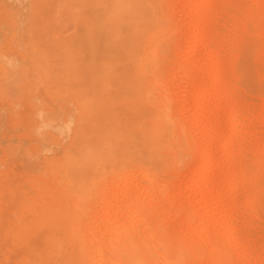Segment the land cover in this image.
Listing matches in <instances>:
<instances>
[{
    "label": "rangeland",
    "instance_id": "1",
    "mask_svg": "<svg viewBox=\"0 0 264 264\" xmlns=\"http://www.w3.org/2000/svg\"><path fill=\"white\" fill-rule=\"evenodd\" d=\"M189 1L191 0H0V82L6 79L5 82L2 81L0 84V264H32L30 261L31 259L30 252H31L32 246L42 245L43 238L46 235V232L54 230L56 228L58 229V228L63 227L65 220L69 221L71 224L81 223L82 225L80 224V227L82 228H84L83 223L86 224L88 222L87 223L88 225L92 223L91 225H89V227L87 225L85 226L87 230L90 227L91 228L97 227V224L98 225L102 224L104 226H107L106 224H108L110 221L109 214L115 211L117 207L122 204L124 195L131 193V192H137V191L141 192L144 198L147 197L148 192L152 191L154 203L158 205L157 210L154 211L156 213L150 211V212H146L145 215H143V217L144 216L145 217L142 219H145L146 221L145 223L140 222L142 224L144 223L145 225L148 224L151 227H156V224L158 226L157 222L161 221L160 223H163L164 225L162 224V226H165V227L174 226V228H177V227L182 226L184 229H186L188 226L190 227L192 224V225H195L194 228L197 227L198 229L200 227L201 229L202 223L206 225V223L209 221L208 219H210L211 216L213 215L209 213V211H212L211 209L213 208L217 213L216 212L214 213L215 214L213 215L214 219L213 220L211 219V220L214 222L217 221L216 222L217 224L215 223V225L217 226L218 225L221 226L222 224L223 228L221 227V231H224L226 229L223 232V234L228 235L226 234L229 232L228 230L230 227L228 226H231V225L229 223L228 225L227 222L226 224H224L225 221L224 220L222 221V219L225 214H222V213H224L225 210H228V206H230L232 202H234L235 205L238 204L237 207L234 206L236 208L238 207L240 208L242 206L243 208L241 207L240 209L243 211L247 208V206H244V205H248V202H247L248 197L246 196L248 195L247 194L248 192L243 193L246 191L245 188H244V191H239L240 193L237 192L236 194L235 193L233 194V192H231L230 190L228 191L227 189V192L230 193L229 194L225 192L229 183L227 182L223 183L225 184V186L221 184L223 187L216 186L218 185L216 184L218 181L217 180L218 172L222 173L223 171L224 172L223 175H227L228 171L231 170L233 166L235 167L234 168L235 170L237 168L239 169L240 167V166L238 167L239 164L237 165V163H236V166H237L236 167L235 163H230L229 160L227 159L228 157L227 153H230L227 151L228 149L229 151L231 149L228 148L227 143H226V138H227L226 130L229 129L230 127L228 126L232 124L231 118H229V115L231 112V106L234 105L233 102H235L236 100H240L238 102L241 103L240 104L241 106L237 108L239 115H241L239 116L241 119H242V114L244 116L245 109H246L245 105H247V103L248 104L251 103L254 108L251 114L249 115L248 119H245L244 121V125L247 126L246 128H244L245 131L243 129L244 135L242 136L240 135L239 137H236L235 140L237 141L234 140L235 142L232 143L230 146L235 145V143H237L235 146H232V148L239 149L241 147V150L243 151L245 150L244 152L249 157V160H251V158H254L253 157L254 154L255 155L259 154V156L264 155V34L261 31H258L259 30L258 25L260 24L261 22L260 20L261 18H263V16H261V18L254 17L256 18L257 23L256 21L253 20V16H252L253 11L255 15H258L259 12L264 10V0H232V2L230 0H225V1L222 0L223 3L225 2L224 3L225 7L221 3L220 6L222 7L216 8V9L212 8L210 9V11H208V14L210 15L207 14L208 19H209L207 22V25L208 23L209 25L208 26L206 25L205 27L208 29L209 28L214 29L220 34L223 33L222 35L225 36V39L227 41V45H226L227 48L225 50V54L228 53L229 56L230 54L231 56H233L236 52H240L241 54H243L242 58L243 57L244 58L242 59L241 64L239 65L240 71L239 70L237 71L238 68L237 69L234 68L236 67L234 66V61L228 56V54H226L227 56H225L226 59L228 60L226 61L225 59V62L228 65L227 67L231 68V69L229 68L227 72V76L231 78V80L232 78L234 79L233 83L236 81L234 83L235 87L231 89L230 86L228 85L226 88H224L223 95L220 98H216V94L218 92L217 88L212 89L209 94L202 96V93L206 89V85H207L206 82L205 83H193L189 79L190 81L187 80L185 82H182V84H179L180 79L173 78L172 76L170 77L168 82L171 83V85L173 84L174 86L173 85L171 86L172 88H171L170 93H167L168 95L166 94V91H164L163 89L162 90L164 91V94L158 93L159 89L157 88L156 89L152 88L155 91V94L151 93L153 91L152 89L151 91H149V94L151 93L150 94L151 98L149 99V102L148 100L146 101L147 105H149L150 107L154 106L152 107V109L160 112L161 108L164 107L162 105L166 104L165 106L167 110L173 116H176V118L178 119L181 117L182 118L184 117L187 121L184 118H183L184 120L180 119V121H183L184 123L187 122L189 124L191 123L190 124L192 127L191 130H193L194 128L196 130L194 133L195 135L191 131H190L191 133H187V131H185L186 135L185 136L183 135L184 136L183 140H185L184 142L181 138L183 137L182 134L184 132H182V130L184 129L175 128L174 133H173L174 135L173 141L175 143V148L172 151H170L171 153L169 152L168 154H165L164 156L162 155L159 159L145 160L146 159L145 156L142 153H140L141 151H143L141 146L140 147L138 146L136 148L133 144H131L133 146L132 149L130 148V146L128 147L126 146L125 149H119L117 148V143L114 140V135H113L114 133L112 131H113V126L115 125V120H113L114 116L112 113L114 112L115 108L121 109L122 108L121 106H123V104H124V107L127 108V105H126L127 99L125 102V98L128 95L131 99V97L134 94H136L135 93L137 90L136 88L127 87V85H124V84L121 85L122 88H119L120 87L119 83H117L118 87H116L115 81L114 80L112 81L111 78H109L110 76L108 73H107L108 75H106V76H109L107 79H106V76L100 75L101 73H98V75L95 74V76H97L96 78L95 76H90V78H92L95 82L91 79H88V80L85 79L86 80L85 82L89 83V84H86L87 87L85 86L83 82L81 83L79 82L80 77L82 79L88 75L87 72H89V68L91 67L90 66L91 64L93 66H98L97 65L98 63L94 61L93 59L96 57V54L97 55L99 54L98 57L101 56L103 58L104 56H106L105 54L107 55L109 54L107 56V59L109 60V57L111 55L116 56L117 54L120 55L121 53L123 54L124 52H127V51H128L127 54H130L129 53L130 51L132 53L131 49L133 47L131 45L134 46L133 50L137 49V46H138V49L142 51V46L145 45L148 37L149 39L151 37L154 39V36H159V37L161 36L160 38L164 37L161 39L162 41L159 40V43L161 45V51L163 52L167 50L171 54V56H174L172 57V63L175 62V59H174L175 57H177V59L183 57V59L185 58L188 61H190L193 64V66H195L194 68L198 70V69H201L204 64L201 59L202 55H206L207 57H209L208 58L209 65H210L209 67H211V70L216 68L217 65L215 64V56H214L215 54L210 49V45H209L210 43L212 44L214 43L215 38L214 37L212 38L203 37V32L205 31V28H204L203 23L198 22L200 11L196 7L197 5L194 3L196 1L193 0V7L190 10L191 12H189V8L187 7V3ZM233 2H234V6H232L233 5L232 4L231 5L232 7L230 8L229 6ZM252 5L257 6L258 9L257 7H251ZM249 6L251 8L250 10L252 9L254 10L250 11ZM255 8L261 11L257 12ZM243 10L245 12H243ZM255 12H257V14ZM260 15H263V14H260ZM20 19H21V22H20ZM216 20H217V23H216ZM235 20H239L240 22L236 21L239 24L244 23V25L242 26L240 24L241 27L238 25V23H236L235 25V26L238 25L236 28L240 29V31H237V34H235V36H239L238 40L241 44L240 49L228 43V40L231 38L229 37L231 36V33H229L231 29L230 24H232V21H234L233 24H235ZM251 21L252 23L253 22L255 23L252 24ZM228 23L230 25L229 28H228L229 25H227ZM214 24H218L216 26L217 28L214 26ZM25 25H27L26 28H25ZM259 26L261 27V25ZM223 27L226 28L225 31ZM27 28H30V29H27ZM189 30H191V34L193 36L190 34L188 37L186 36L188 39L184 38L185 36L184 34H186ZM244 34H247V37L245 36L244 38L243 36ZM27 35L30 38L27 37ZM125 35H130L131 37H133V39L131 40L132 41L131 43H129V38L131 39V37L129 36V38H126L127 36ZM141 35L143 36L141 37ZM226 35L228 36V38H226L227 37ZM106 36H108V38ZM136 36H139L141 38L139 39ZM25 37L28 39H24ZM93 37L96 39H94ZM97 37H99L101 40ZM105 37L108 40L105 39V42H103L104 41L103 38ZM191 37H192V40H195L196 47L193 50L191 57H190L188 56L187 46L191 44V41H188L189 38ZM87 38H89L90 40L89 42H87L88 40ZM91 38H93L92 42H91ZM40 39L43 41H41ZM79 39H81L80 41H83L81 42L80 47L76 46L77 43L75 44V41H74V40H78V43H79ZM98 39L100 40V42H102V44L99 43ZM125 39H128L129 45L126 43L127 40L125 41ZM136 39H139V40H136ZM184 39L186 40L184 41ZM61 40H63L62 41L63 43L60 42ZM135 40L138 42L139 41H143V42L142 43L139 42L140 45H138L136 44ZM35 41H37V43ZM38 41H39V44H38ZM49 41H50V45H49ZM54 41L56 43L57 41H59L60 43L56 44ZM157 41H158V37H157ZM51 42H54V43L51 44ZM123 42L127 44L128 46H125ZM22 43L23 45H21ZM95 43L97 44V47H95L96 46ZM103 43H105L106 45L105 48H107L108 52L106 51V49H104V51L106 52L103 51V48H102V45H104ZM134 43L136 45H134ZM84 44L87 45L88 48L84 46ZM93 44H95V46ZM112 45L115 46L117 50ZM57 46L60 49H58ZM130 46L132 48H130ZM109 47H111V49ZM127 47L129 49L126 50ZM46 48L51 49L49 54L47 53L48 50L47 51L45 50L46 54L49 56H47L44 53V49ZM73 48H76L72 51L75 52L77 56L82 51H85L86 48L89 51L87 50V52H82V54L79 55L80 57L79 56L77 57L75 55L74 57H72L70 53H71V49ZM96 48L100 50L98 51ZM95 49L98 51V52L96 51L97 53L95 52ZM59 50H61L60 53H58ZM112 50H114V52ZM119 50L121 53L119 52ZM233 50L234 51L236 50V52H234ZM111 51L112 53H110ZM115 51H117V53ZM88 52L90 53L94 52L95 56H93L94 54H90V53L88 55ZM176 52L178 53L176 54ZM65 55L66 56L69 55L68 56L69 58L71 57L70 62L75 63V66L73 63L72 64L69 63V65H72V67L74 68L77 67V63H78L77 61L78 59L80 60V58H82V61H85L83 60V58H87L89 62L91 61L92 63L91 62H90L91 64L88 63L86 67H85L84 62H82L84 63V66L78 65L82 67L81 69L79 67L77 68L78 72H81V71L84 72V70L88 69V71H86V74L83 76L84 73L82 72V74L79 73L80 74L79 75L77 74L78 72L76 73L77 69L73 71L74 68H72L73 70L72 69L71 70L74 72V74L76 73V75H74L71 72L69 76L68 71L64 69V67L66 68L68 66L66 63H68L69 61H67L66 63L64 62L65 64L63 65V67L60 65L58 61H56V63L59 64V68L61 67L63 68V70L60 68L62 71L60 70L58 72L59 68L54 69V67L55 68L58 67V64L53 63L55 62V60L53 62H51L50 60L54 57V58H58L59 61L61 62L62 59L66 57ZM178 55H180L181 57H179ZM75 57L77 58L74 60ZM227 57L230 59H228ZM49 58H50L49 60L50 62L48 61ZM104 59H106V57ZM42 60L45 62H43ZM106 60L104 61L102 60L104 64H101L100 62L99 63L101 65H106L107 64L105 63ZM80 63L81 62H79V64ZM35 64L38 66H36ZM44 64L47 66V68L44 67ZM52 64H56V65L53 66ZM39 65H41V67ZM50 65H52V67ZM37 67L41 68L40 69L41 72H39V70L36 69ZM174 67H175L174 64L173 66L171 65L172 70ZM30 68H33V69L30 70ZM105 69H108V67ZM47 70L50 72L53 71V73L51 72L50 76L49 75L46 76V73L48 72ZM94 70L92 69L90 70V72L92 73V71L94 72ZM11 71L13 72V74L15 73L14 78L13 76L11 77L12 75ZM95 71L97 72L98 69H96ZM100 71L103 72L102 69H100ZM19 72L21 73V75L19 74ZM42 72L44 73V75ZM60 72H64V74L66 72V74L67 73L68 74L67 75L65 74V77H63L61 76L62 74ZM30 74L33 75L31 78H30ZM52 74L54 75L55 78L52 77L53 76ZM16 75L18 76L20 75V76L18 77ZM72 75L74 78L72 77ZM77 75H79V77H77ZM15 77L19 79L18 82L16 81L18 79ZM34 77L35 78L39 77L38 81L39 79L42 81H39L40 83L35 82L37 78L34 80ZM50 77H52L53 80H51L52 78L50 79ZM66 77L72 78V80L75 81V83L77 81L78 83L75 84L76 86H79V87L82 86L80 92L81 94L84 92L83 96L78 94L79 92L77 93V91L80 89H77V87L75 89L70 87L72 85L70 81H68L70 83L66 84L67 83V81L65 80ZM55 79L58 81H56ZM109 79L114 83V84L111 83L112 85L110 86L111 87L110 90L113 89L112 86H114V89L116 87L115 91L119 89L117 91L119 95H124V94L125 95L122 98H119V96L117 97L119 98V102L118 100L114 99L115 97L113 98V95L111 99H109L111 94L109 96L107 94V97H109L107 99H109L110 101L112 100L111 103L108 102L109 101L108 100L106 101V104H104L105 100L101 99V103L104 104V107H106V109H107L106 105H109L108 109H110L109 111H111V115H108V112H107V115H108L107 117L111 116V118L113 119H110V117L108 118V121L110 120L111 125H108L109 127H105L107 128L106 130L107 132H105L106 134L104 135L105 137L103 138V140L102 138H100L101 139L100 141L98 137L96 138V133H95L99 129L97 125L102 127V130L101 129L99 130H101L103 133V130H105L103 129L104 128L103 121L106 123L107 119L106 118H105L106 120L100 119L98 118V116H93L95 117L93 119V117L90 116V118H92L90 120L91 123L88 122L89 120L86 123L85 121L88 118V115L92 114L90 112L92 111L91 110L92 106H90L89 108V106L87 105L92 104L93 102L91 101H93L94 99H98L96 95H99L97 91H95L96 88L94 89L90 88V85H92V82L93 84H95V87H97L96 85H100V83L102 84L100 89L98 87L97 88L99 90H102L100 95H103L108 92L107 87L108 85H110L109 82H111ZM67 80H70V79L68 78ZM53 81H56V82H53ZM11 82H12V85H11ZM14 85L15 86L17 85L18 91H17V88H14ZM88 85H89V88H88ZM54 86H58V87H54ZM63 86H65V88ZM24 87H27V88H24ZM83 87H86L87 89ZM104 87L106 88V90ZM124 87L128 88V90L127 89L125 90ZM5 89L6 90L8 89V90L6 91ZM230 89H231V92H230ZM123 90H125V93H123ZM130 90H132L133 92H131ZM232 90L235 92V94ZM104 91L106 92L104 93ZM156 91L159 95L161 94L164 95V98L162 100L160 99L163 96L159 99L160 96L156 93ZM56 92H58L59 94ZM89 92L90 93L92 92L95 95L90 96ZM117 92H114V95H118ZM232 92H233V96L230 94ZM156 94L158 95L157 96L158 99H155L157 98L155 96ZM165 95L170 97V100L172 99V102L169 101V99L166 100ZM99 97L101 98L102 96H99ZM120 99L121 100L123 99L122 100L123 103L120 102ZM114 100L116 101L115 104L118 106L114 104ZM164 100H166L164 104L158 105L159 102L163 103L161 101H164ZM167 101H169V103L171 102L170 107H167L169 105V103L168 104L166 103ZM103 104L101 105V109H100L101 114L105 113V112L103 113V108H104ZM174 104H176L175 107H174ZM110 105H114L115 108L114 106H110ZM99 107L95 109L99 110ZM177 107L178 109H175ZM219 108H221L220 118H218L215 114L217 109ZM118 109H115V111H118ZM128 110L129 109L127 108V111ZM96 112L98 113V111ZM96 112L93 111V115L96 114ZM129 113L131 116V112ZM105 114L99 115L98 113L100 117L101 116L106 117ZM180 114L181 116L179 117ZM241 119H239V122L241 121V123L243 124V119L242 120ZM92 121H94L95 123H92ZM99 122L102 123V126L100 125L101 123ZM91 124L92 126L89 127V125ZM108 124L110 123L108 122ZM122 124L123 122L120 123V127H122ZM216 126H222V128H224L223 134L221 135L219 140H217V142L215 143V145L217 146L216 148L217 152H215V154H211L205 157L198 158L200 157L199 151H201L199 149L204 147V144H202L203 142L201 143L200 141L202 140L209 141V139L212 137V133H211L212 129L215 128ZM93 127L94 128L96 127V129H93ZM89 128H92L95 132L92 129H90L92 131L91 137H90V134L88 135L90 139L88 137L84 139L85 135L83 134ZM83 129H84V132H83ZM87 131L89 132V130ZM92 133H95V135L94 134L92 135ZM98 133L100 134L99 135L97 134V136L102 137L101 132L98 131ZM81 134L83 135V137L80 136ZM194 136H196V139H198L200 144L198 143L197 140H194L195 138ZM93 137H95L98 142L96 141L95 143V141L93 140L94 139ZM102 141L106 143L105 144L103 143L104 145L103 147H101L102 149L99 148L100 150L98 151L97 145L98 143H102ZM92 142L95 143L96 145H94ZM82 143H85L83 147L81 146L83 145ZM113 144H115L114 148L116 150L113 148ZM86 145L88 146L93 145V149ZM254 146L255 148L259 147L258 150L254 149ZM85 147L87 148L88 151L85 149ZM103 148H108L107 149L108 156L106 155L104 157L102 155L104 153ZM138 148L140 149V151L134 150ZM94 149H95L94 151L95 154L96 153L99 154L98 152H100L99 155L101 158L98 157L97 155H96L97 157L95 156V154L93 153ZM89 150L92 151L91 155L95 157L96 161L94 158H92L91 155H89L90 153L88 154L89 156H87L86 151L88 153ZM110 150H112V152ZM121 150H123L124 153ZM254 150L255 152H253ZM256 151H258V153ZM79 152H82V153L80 154ZM83 153L86 155L83 156ZM133 153H136L137 155ZM245 153L244 155H246ZM119 155L120 156L122 155V157H119L120 159L117 157ZM123 155L125 158L123 157ZM132 155L138 156V159H136L137 157L134 158L135 156L132 157ZM78 156H80L81 159L78 158ZM85 156L89 157V159L91 158L92 159L90 161H87L88 159L86 160ZM110 156L112 158H110ZM139 157H141L142 159ZM116 158L118 159V161L116 160ZM259 158H261V160L264 161L263 159L264 157L263 158L259 157ZM99 160L108 161L109 165L105 166V164H103L101 168L100 167L101 165H98V164H101L99 163ZM82 161H84L85 164L84 163L83 164L86 167L90 163H94V165L96 164L95 166L93 165L94 170H95L94 172H98V170L101 169V173H104V172L105 173L99 174V175L96 173L97 176H93L94 172L92 173L90 172V174L92 175V178H89L88 170H87V177L89 178V180L87 179V182H88L87 183L85 181L86 179H84V177H86V174H85V170L83 169L84 166L82 164ZM77 164L79 165L77 166ZM229 164L231 165L229 166ZM86 167L84 168L88 169ZM93 167L92 168L89 167V169L92 170ZM81 168L84 170L83 175H82ZM254 168L258 169V167L256 166ZM68 169H70L69 172H68ZM262 169H263V172L259 173L261 172ZM72 170L78 172V173L76 172L77 175L74 177H76L79 182L76 181V179H73L74 178L73 175L76 173H74ZM145 170L155 180L153 185L146 183L145 176L141 172L143 171V173H146ZM238 171L241 172V169H239ZM157 173H159L160 175ZM254 173L257 176V178H259L258 179L259 183L261 182L260 184L261 188L264 189V174H263L264 167L259 168V170L254 171ZM55 174L56 176H54ZM58 174H60L61 176H59ZM79 174H80V177H79L80 179H78ZM205 176L210 177L208 179H211L212 177L211 180H216V183L215 181H212V183H215L216 185L214 184L213 186L212 184L213 188L212 187L210 188L211 190L209 191V195H207V197H204V195L200 193L201 188L199 187L200 185L198 186V184L205 182L204 180ZM189 178L190 179L194 178L195 183L192 184L188 182L190 181ZM74 180L76 184L74 183ZM59 181L62 183H60ZM165 181H166L165 185L167 184L168 186H164L163 190H161L160 187H158L161 185L157 183L160 182L162 184V182L164 183ZM73 183L75 185H78L80 189L76 188V186H72ZM94 183L95 185H93ZM22 185H23V188L21 187ZM61 186L62 188H65L64 189L65 193L63 190H61L62 189L60 188ZM70 186L75 188V190H73V188H67ZM57 188L61 190L60 193L62 192L61 194L64 196L63 197L60 194V196L64 198L63 199L61 197V200H60L61 202L58 200H55L57 198H55L54 200L51 199V196H50L51 194L48 195V193L53 192L52 197L54 198V194L56 195V193L58 194L57 195L58 197L59 191H57L58 190ZM81 189H84V191L86 190V192L87 190L88 192L91 191L89 193H92V196L94 198L91 197L90 199L91 195L88 194L90 195L89 198L84 200V198L88 196L84 197L83 191ZM21 190L22 192L24 191L22 193L23 196L21 193H19L21 196H18L17 191L21 192ZM72 190L73 192L74 191L76 192H74L75 194L70 195ZM43 192L46 194H44ZM202 197H204L205 200L201 199ZM234 197H237V198L233 199ZM35 198H37V200H40V201H37ZM41 198H43L44 201ZM245 198L247 201L245 200ZM33 199H35L34 201L36 202H33ZM30 201L32 202L31 204L29 203ZM53 201H56L55 203H58V204L55 205ZM239 201H241L240 202L241 205L239 204ZM43 203L44 205L45 204L47 205V206L45 205L44 211H46V209L48 208L47 211L51 210L50 212H45L46 214L43 213L44 212L43 206H41V204ZM47 203L49 204V206ZM51 203L54 204V208H51L50 206ZM180 203H182L185 206L187 205L188 207H190V209L192 208L193 210L196 209L197 211L195 210L196 212H195L194 217H191V218L189 216H187L188 218L185 217V215H188V214H186V212L184 213L183 211H179L181 212V214H179L176 208H178L177 206L181 205ZM260 203L263 204V208H264V195L261 198ZM32 204L33 206L31 208L30 205ZM62 204L63 205L67 204V208L65 207L66 205L63 206ZM85 204H86L85 207H87V210L86 208H84L85 210H83L82 208V210L89 211L88 217H87V213L85 212H84L85 213L84 217L80 216L81 213L79 212V209H78L79 207L80 208L84 207ZM68 205L70 206L73 205L72 206L73 209L72 207L68 208ZM57 206H59L58 209L56 208ZM74 206L75 207L77 206V207L75 208ZM165 206H167L169 210L165 209ZM195 206L196 207L198 206V209L195 208ZM64 208H66V210L68 209L66 213H65ZM223 208L225 209L224 211H223ZM52 209L54 211H52ZM216 209L219 211H217ZM241 210L239 211L240 213L242 212ZM34 211H35V214H34ZM167 211L168 212L171 211V212L168 213ZM206 211H208V213ZM254 211L251 212L249 208V211L248 209H246L243 215H241L242 220L240 221L239 231L237 232V234H240V235H238L237 238L241 237L242 239H244L242 241L245 243L244 245H242V247H238V246L236 247L235 250L239 252L236 251L235 253V250H234V253L236 254L234 255V257L238 255L239 257L238 256L237 257L241 261L242 258L240 259V257L244 256L246 252L245 250L251 249V251L257 254L256 257L258 258H256L254 255L255 259H253L254 261H251L250 264H264V252L262 253V251H264L263 250L264 249V210L262 213L263 217H260L261 219L257 218L258 215L256 216L254 215L258 213L257 210L255 209ZM62 212L66 216L63 215ZM78 212L80 214H78ZM90 212L91 213L93 212V213L91 214ZM30 213L32 215H30ZM56 213H58V215H55ZM198 213L200 214L198 215ZM93 214L95 215V217H97V218L94 217L98 221L97 223H95L96 220L93 221V218H92ZM206 214L209 215V217L207 216L208 217L207 220L204 221ZM218 214H220V216ZM262 214L260 215L262 216ZM50 215L52 216V218ZM89 215H91V217ZM156 215H158V217ZM68 216H70V218ZM79 216L81 217V219L83 218L82 219L83 221L82 220L80 221ZM227 216H230V215L228 214ZM245 216H246V219H244ZM32 217H34L33 219H35V221L31 220ZM75 217L77 218L75 219ZM89 217H90V220H89ZM254 217L258 219L259 221L256 220ZM184 218L189 219L190 222L189 220L186 221V219ZM26 219L29 221V223L27 222ZM62 219H64V222ZM158 219H160V221H158ZM161 219L165 220V222L164 221L162 222ZM200 219L201 220L204 219L202 220L203 222ZM91 220L92 222H90ZM100 220L102 223L100 222ZM219 220H220V223L222 222L221 224H219ZM38 221H40L41 223ZM54 221H57V223H54ZM151 223L153 224L156 223V224L154 226ZM94 224H96V226H94ZM144 224L143 225L140 224V225L144 226ZM28 225L30 229L27 228ZM38 226L40 229L38 228ZM24 227H25V230L27 231L24 230ZM219 227H216V228H219ZM200 229L197 230L195 235L199 237V239L202 238L200 239L202 242L204 241L206 242V239L208 236L205 238L203 229L202 230ZM19 234L21 236H18ZM40 234H42V236ZM38 235L40 236L39 238H38ZM225 235L223 236L225 237ZM247 237L250 239L249 240L250 243H248L249 241ZM33 238H37V239H33ZM225 238L230 239V237H225ZM234 238L236 239V237ZM34 240H40V241L35 242ZM255 242L257 243V245ZM246 243H248L250 247L251 246L252 247L250 248L249 245ZM245 245H247L248 247ZM242 249H244V252L242 251ZM256 251L258 252L261 251L260 252L261 255ZM27 252L29 254H27ZM25 257L27 258V260L30 257V259L28 260L30 262L26 261ZM199 257L190 256L187 258L184 264H195V263L202 264V262L204 261L206 262V260H204L205 257H207L206 255H203L200 258ZM57 260L59 259H56V260L53 259L51 260V262H55ZM241 263L244 264V262L242 261Z\"/></svg>",
    "mask_w": 264,
    "mask_h": 264
},
{
    "label": "bare ground",
    "instance_id": "2",
    "mask_svg": "<svg viewBox=\"0 0 264 264\" xmlns=\"http://www.w3.org/2000/svg\"><path fill=\"white\" fill-rule=\"evenodd\" d=\"M196 2H194L197 6V8L199 9V11H200V16H199V18H198V22H200V23H203V25H204V28H205V31L203 32V37L204 38H212V37H214L215 38V41H214V43L212 44V43H210L209 45H210V49L214 52V56H215V64L217 65V67L216 68H214V69H212L211 70V67H209L210 65H209V57H207L206 55H202V61H203V67L201 68V69H198V70H196L194 67L195 66H193V64L190 62V61H188L187 59H183V57L182 58H179V59H177V57H175L174 59H175V62L174 63H172V57H174V56H171V54L166 50V51H161V45H160V43H159V40H161L162 38H164V37H162V38H160L159 36H154V39L151 37L150 39H149V37H148V39H147V41H146V43H145V45H143L142 46V51H140V49H138V46H137V49H134L133 50V48H134V46L133 45H131L130 46V48H132L131 50H132V53H134V54H132L131 53V51L129 52L130 54H127L128 53V51L127 52H124V53H126V54H122L121 52H120V50H119V52L121 53H119L120 55H111L110 57H109V60L107 59V56L109 55H107V54H105L106 56H104V58L106 57V59L108 60H106V59H104L103 57H98V55L96 54V57L95 58H93L94 59V61H96L98 64V66H93L90 62H89V60L87 59V58H83V60H85V61H82V58H80V60L78 59V63H77V67H72V65H69V63H73V62H70V59H71V57L69 58L68 56L69 55H65L64 57V59H62V58H60V59H62V61L60 62L59 61V59L58 58H52L51 60H50V58L48 59V61L50 60L51 62H53L54 60H55V62H53V63H56V61H58L59 63H60V65L63 67V65L67 62V61H69L68 63H66L68 66L65 68L64 67V69H66L67 71H68V75L70 76V73L72 72L73 74H74V72L73 71H75V69H77L78 67L81 69L82 67H80V66H78V65H83L84 66V63H85V67L87 66V64L89 63V64H91L90 66L92 67H90L89 68V72H87L88 73V75L86 76V77H84V78H82V79H84V80H82L81 79V77H80V83L81 82H83L84 84H85V86L87 87V85L86 84H89V83H86L85 81V79H91V80H93L92 78H90V76H95V74L96 75H98V73H101L100 75H104V76H106V75H108L109 74V76H106V79L109 77V78H111V80L113 81H115V86L116 87H118V84L117 83H119V85H120V87L119 88H122V84H124V85H127V87H131V88H136L137 90H136V94H134L132 97H131V99H130V97L127 95L126 96V98H125V102H126V99H127V108L129 109L128 111H127V108L126 107H124V104H123V106H121L122 108V110L121 109H118V108H115V106L114 105H110V106H114V108L115 109H118V111H115V109H114V112L112 113L113 114V116H114V119L113 118H111V116H109L110 117V119H113V120H115V125L113 126V135H114V140L116 141V143H117V148H119V149H125V147L127 146H130V148L132 149V145L131 144H133L136 148L139 146H141L142 147V150L143 151H141L140 153H142L144 156H145V160H147V159H159L162 155L164 156L165 154H168L170 151H172L174 148H175V143H174V141H173V133H174V129L175 128H179V129H184V130H182V132H184L185 133V131H187V133H191V132H193V134L195 133V128L193 129V130H191V123L189 124V123H187V122H183V121H180V119H182V120H184L182 117L181 118H176V116H173L168 110H167V108H166V104L165 105H162V104H164V102L167 100V99H169V101H171L172 102V99L170 100V97H168V96H166L165 98H166V100H164V101H161V102H163V103H160L159 102V104L158 105H162V106H164L163 108H161V111L160 112H158V111H156V110H154V109H152V107H154V106H152V107H150L149 105H147V100H148V102H149V99L151 98V96H150V94L152 93V94H155V91L152 89V88H154V89H159V92L158 93H163L164 94V91H166V94L167 93H170V91H171V86L173 85H171V83H169L168 81H169V79H170V77H172L173 76V78H178V79H180L179 80V84H182V82H185V81H187V80H191L193 83H207V85H206V89H205V91L202 93V96H205V95H207V94H209L210 92H211V90L212 89H214V88H217L218 89V92H217V94H216V98H220V97H222V95H223V90H224V88H226L228 85L230 86V88L232 89L233 87H235L234 86V83L236 82H234L233 83V78H232V80H231V78H229L228 76H227V72H228V70H229V68L227 67L228 65L226 64V62H225V59H226V57L225 56H227L226 54H228V53H226L225 54V50H226V45H227V41H226V39H225V36L224 35H222L223 33H219V32H217L216 30H214V29H208V28H206L205 26L207 25V22H208V15H210V14H208V11H210V9H212V8H214V9H216V8H220V7H222V6H220L221 5V3L224 5V7H225V2L223 3L222 2V0H195ZM225 1V0H224ZM231 2H232V0H230ZM31 4V3H30ZM233 4V5H232ZM234 6V2L233 3H231L230 4V8L232 7V6ZM20 6V5H19ZM187 7L189 8V12H191L190 10H191V8L193 7V0H191V1H189L188 3H187ZM238 7V6H237ZM251 7H257V6H251ZM262 7H263V5H262ZM262 7H261V9H262ZM246 8V7H245ZM251 8H250V6H249V10H250ZM256 9V8H255ZM257 9H258V7H257ZM256 9V11L257 12H259V11H261V10H257ZM230 10V9H229ZM252 10H254V9H252ZM252 10H250V11H252ZM264 10H262L261 12H259V14L258 15H255L253 12H252V16H253V20L254 21H256V18H254V17H260L261 18V16H263V18H264V12H263ZM243 12H245L244 10H243ZM248 12V11H247ZM257 12H255L256 14H257ZM249 13V12H248ZM208 14V15H207ZM260 14H263V15H260ZM19 15V14H18ZM260 15V16H259ZM247 16V15H246ZM244 17V16H243ZM30 18V17H29ZM210 18V17H209ZM263 18H261V22H260V24L259 25H261V27L258 25V27H259V30L258 31H261L263 34H264V19ZM249 19H250V17H249ZM263 19V20H262ZM28 20V19H27ZM248 20V19H247ZM236 21H238V22H240L239 20H235V24H233V22L234 21H232V24H230L231 25V29H230V31H229V29H228V31H229V33H231V36H229V37H231L229 40H228V43L229 44H231L232 46H234V47H236V48H238V49H240V46H241V44H240V42H239V40H238V38H239V36H235V34H237V31H240V29L238 28H236L238 25L240 26V24L238 23V22H236ZM243 21V20H242ZM20 22H21V19H20ZM210 22V21H209ZM214 22V21H213ZM24 23V22H23ZM215 23V22H214ZM216 23H217V20H216ZM218 23H219V21H218ZM236 23H238V25L237 26H235L236 25ZM251 23H252V21H251ZM253 23H255V22H253ZM252 23V24H253ZM256 23H257V21H256ZM26 24V23H25ZM28 24V23H27ZM208 25H209V23H208ZM207 25V26H208ZM212 25H213V23H212ZM218 24H214V26L216 27ZM227 25H229V23L227 24ZM230 25L228 26V28L230 27ZM242 25H244V23L243 24H241V26ZM26 26L27 25H25V28H26ZM30 26V25H29ZM221 26V25H220ZM240 26V27H241ZM222 27V26H221ZM250 27V26H249ZM217 28V27H216ZM252 28V27H251ZM27 29H30V28H27ZM223 29H224V31H225V29L226 28H224L223 27ZM222 29V30H223ZM246 29V28H245ZM24 30V29H23ZM219 30V29H218ZM19 31V30H18ZM26 31V30H25ZM236 31V32H235ZM260 32V33H261ZM22 33V32H21ZM248 33V32H247ZM187 34V35H186ZM186 34H184L183 36H184V38H187L190 34H191V30H189ZM192 35V34H191ZM25 36V35H24ZM125 36H127L126 38H129V36L130 35H125ZM140 36V35H139ZM139 36H136V37H138L139 39L143 36V35H141V37H139ZM150 36V35H149ZM187 36V37H186ZM193 36V35H192ZM227 36V35H226ZM244 36V38H245V36L247 37V34H244L243 35ZM27 37H29L28 35H27ZM107 38H108V36H106ZM106 37L105 38H103L104 39V41L103 42H105V39H106ZM113 37V36H112ZM131 37V36H130ZM135 37V38H136ZM157 37H158V41H157ZM30 38V37H29ZM94 38V37H93ZM93 38H91V42H92V39ZM97 38H99V37H97ZM102 38V37H101ZM110 38V37H109ZM226 38H228V36L226 37ZM240 38H241V36H240ZM24 39H28V38H24ZM24 39H22V40H24ZM88 40H87V42H89L90 40H89V38H87ZM94 39H96V38H94ZM100 39V38H99ZM98 39V41H99V43H101L102 44V42H100V40ZM133 39V37H131V39L129 38V43H131L132 40ZM139 39H136V40H139ZM143 39V38H142ZM188 39V38H187ZM37 40V39H36ZM41 40V39H40ZM50 40V39H49ZM81 39H79V43H78V40H74L75 41V44H76V46H81V42H83V41H80ZM106 40H108V39H106ZM127 40V44L129 45V43H128V39H125V41ZM135 40V41H136ZM164 40V39H163ZM186 39H184V41H185ZM31 41V40H30ZM41 41H43V40H41ZM51 41V40H50ZM50 41H49V45H50ZM52 41H53V39H52ZM56 41V40H55ZM54 41V42H55ZM63 40H61L60 42H62ZM77 41V42H76ZM94 41V40H93ZM110 41V40H109ZM124 41V42H125ZM162 41V40H161ZM188 41H191V44H189L188 46H187V50H188V56H190L191 57V54H192V52H193V50L195 49V47H196V44H195V40H192V37L191 38H189V40ZM230 41V42H229ZM27 42V41H26ZM25 42V43H26ZM36 43H37V41H35ZM54 42H51V44H53ZM59 41H57V43H60ZM65 42V41H64ZM95 42V41H94ZM93 42V43H94ZM117 42V41H116ZM123 42V43H124ZM140 43H142L143 41H139ZM139 42L138 41H136V44H138V45H140L139 44ZM182 42V41H181ZM32 43V42H31ZM44 43V42H43ZM46 43H47V41H46ZM56 43V42H55ZM56 43V44H57ZM63 43V42H62ZM71 43V42H70ZM96 43H98V42H96ZM95 43V44H96ZM38 44H39V41H38ZM73 44V43H72ZM74 44V45H75ZM95 44H93L94 46H95ZM100 44V45H101ZM104 45H105V43H103ZM114 44V43H113ZM116 44V43H115ZM125 44V43H124ZM127 44H125V46H128ZM133 44V43H132ZM135 43H134V45H136ZM228 44V45H229ZM21 45H23V43L21 44ZM40 45H41V43H40ZM48 45V46H49ZM62 45V44H61ZM71 45V44H70ZM91 45H92V43H91ZM104 45H102V48H103V51H104V49H106V51H107V48H105L106 47V45L104 46ZM119 45V44H118ZM38 46V45H37ZM43 46H45V45H43ZM72 46V45H71ZM84 46H86L87 47V45H85L84 44ZM104 46V47H103ZM113 46V45H112ZM41 47V46H40ZM39 47V48H40ZM61 47V46H60ZM95 47H97V44H96V46ZM95 47H93V48H95ZM99 47V46H98ZM101 47V46H100ZM115 49H116V47L115 46H113ZM57 48H58V46H57ZM88 48V47H87ZM86 48V50L85 51H82V52H87V49ZM110 49H111V47H109ZM174 48V47H173ZM41 49V48H40ZM58 49H60V48H58ZM74 49H76V48H73V49H71V53H70V55H72V57H74V55L75 56H77L76 55V53L75 52H73L72 50H74ZM97 49V48H96ZM95 49V52L98 50H96ZM121 49V48H120ZM127 49H129L128 47L126 48V50ZM229 49V48H228ZM231 49V48H230ZM48 50V54L50 53V50L51 49H49V48H46V49H44V53L46 54V51ZM63 50V49H62ZM100 50V49H99ZM98 50V51H99ZM117 50V49H116ZM138 50V51H137ZM89 51V50H88ZM93 51V50H92ZM97 51V52H98ZM102 51V52H103ZM106 51H104V52H106ZM113 52H114V50H112ZM112 51L110 52V53H112ZM134 51V52H133ZM175 51V50H174ZM177 51V50H176ZM228 51V50H227ZM234 51V50H233ZM57 52V51H56ZM61 52V50H59V52L58 53H60ZM64 52V51H63ZM78 52V51H77ZM82 52L80 53V54H78V56L79 55H81L82 54ZM96 52V53H97ZM108 52V51H107ZM116 53H117V51H115ZM234 52H236V50L234 51ZM37 53V52H36ZM74 53V54H73ZM89 53L90 52H88V55H89ZM175 53V52H174ZM178 52H176V54H177ZM54 54V53H53ZM63 54V53H62ZM90 54H94L93 56H95V53L94 52H91ZM47 55V54H46ZM64 55V54H63ZM173 55V54H172ZM233 55V54H232ZM47 56H49V55H47ZM77 56V57H78ZM179 57H181L180 55H178ZM228 56H229V54H228ZM242 56H243V54H241L240 52H236L233 56H231V54H230V58L234 61V66H236V67H234L235 69H237V71L239 70V68H240V64H241V61H242V59L244 58H242ZM69 58V60H68V58ZM77 57H75L74 58V60L77 58ZM80 57V56H79ZM91 57V56H90ZM35 58V57H34ZM33 58V59H34ZM42 58V57H41ZM66 58H67V60H66ZM97 58H99V59H97ZM103 58V59H102ZM228 58V57H227ZM230 58H228V59H230ZM249 58V57H248ZM47 59V58H46ZM58 59V60H57ZM92 59V58H91ZM97 59V60H96ZM104 61V60H106V62L105 63H107L106 65H101V64H104V62L102 61V60ZM207 59H208V61H207ZM38 60V59H37ZM64 60V61H63ZM66 60V61H65ZM88 60V61H87ZM99 60V61H98ZM43 61V60H42ZM49 61V62H50ZM226 61H228L227 59H226ZM249 61V60H248ZM247 61V62H248ZM35 62H37V61H35ZM41 62V61H40ZM43 62H45V61H43ZM65 62V63H64ZM79 62H81L80 64H79ZM82 62H84V63H82ZM101 64H100V63ZM103 62V63H102ZM63 63V64H62ZM46 64V63H45ZM44 64V67H46L47 68V66ZM56 64H58V63H56ZM56 64H52L53 66L54 65H56ZM74 64V66H75V63H73ZM173 64L175 65V67L173 68V70L171 69V65L173 66ZM226 64V65H225ZM19 65V64H18ZM29 65V64H28ZM36 65V64H35ZM42 65V64H41ZM41 65H39L40 67H41ZM52 65H50L51 67H52ZM36 66H38V65H36ZM49 66V67H50ZM105 66V67H104ZM19 67V66H18ZM43 67V68H44ZM99 67H101V68H99ZM102 67H104V68H102ZM108 67V69H105V68H107ZM232 67V66H231ZM46 68H45V70H46ZM59 68V64H58V67L57 68H55L54 67V69H58ZM61 68V67H60ZM58 69V72L62 69L63 70V68H61V69ZM72 68H74V70L72 69ZM94 68H95V70L96 69H98V71H100V69H102V71L104 72H96L95 70H94ZM243 68V67H242ZM31 69H33V68H30V70ZM36 69H38L39 70V72H41V68H36ZM49 69V68H48ZM53 69V68H52ZM73 71H72V70ZM79 69V70H80ZM94 70V72L92 71V73L90 72V70ZM231 69V68H230ZM21 70V69H20ZM19 70V71H20ZM61 70V71H62ZM65 70V71H66ZM108 70V71H107ZM172 70V71H171ZM14 71H15V69H14ZM18 71V70H17ZM24 71V70H23ZM36 71V70H35ZM48 71V70H47ZM70 71V72H69ZM86 71H88V69H86V70H84V72L83 71H81V72H78V69L76 70V73L77 74H79V73H81L82 74V72L84 73L83 74V76L86 74ZM240 71V70H239ZM27 72V71H26ZM50 71H48L47 73H49ZM52 73H53V71H51ZM51 72L49 73V74H47L46 73V76L47 75H49L50 76V74H51ZM96 72V73H95ZM106 72V73H105ZM110 72V73H109ZM11 73H12V75H11ZM11 73H10V75H11V77L13 76V78H14V75H15V73L13 74V72L11 71ZM25 73V72H24ZM37 73V72H36ZM35 73V74H36ZM43 73V72H42ZM62 75L61 76H63V77H65V74H66V72H65V74H64V72H60ZM76 73L74 74V75H76ZM108 73V74H107ZM19 74L21 75V73L19 72ZM33 74V73H32ZM32 74H30V78L33 76ZM66 74V75H67ZM91 74V75H90ZM245 74V73H244ZM19 75V76H20ZM23 75V74H22ZM42 75V74H41ZM43 75H44V73H43ZM53 75V74H52ZM80 75V74H79ZM79 75H77V77H79ZM9 76V75H8ZM16 76H18V75H16ZM18 76V77H19ZM55 76H57V75H55ZM58 76H59V74H58ZM82 76V77H83ZM28 77V76H27ZM52 77H54V75L52 76ZM52 77H50V79L52 78ZM72 77H73V75H72ZM76 77V76H75ZM97 76H95V78H96ZM15 78H17V77H15ZM37 78V77H36ZM35 77H34V80L36 79ZM39 78V77H38ZM38 78H37V80L35 81V82H39V81H42V80H40L39 79V81H38ZM55 78V77H54ZM59 78H61V77H59ZM70 79V80H67V79ZM74 78V77H73ZM11 79V78H10ZM18 79V78H17ZM33 79V78H32ZM42 79V78H41ZM12 80V79H11ZM15 80V79H14ZM51 80H53V78L51 79ZM56 80V79H55ZM65 80L67 81V83L66 84H68V83H70L71 82V86L70 87H72V88H76L77 87V89H80V90H78L77 91V93L78 94H80V95H82L83 96V93L81 94V87L82 86H76L75 84L76 83H78L77 81H76V83H75V81H73L72 80V78H70V77H66L65 78ZM72 80V81H71ZM105 80V79H104ZM110 80V79H109ZM110 80V81H111ZM189 80V81H190ZM2 81H6V79L5 80H2ZM1 81V82H2ZM17 82L19 81V79L18 80H16ZM15 81V82H16ZM20 81H22V80H20ZM28 81V80H27ZM56 81H58V80H56ZM56 81H53V82H56ZM65 81V82H66ZM68 81H70V82H68ZM90 81V80H89ZM94 81V80H93ZM109 82L110 83V85H108V87H107V89H108V92L107 93H105L106 91H104V93L106 94H103V95H100L101 94V91L102 90H99L100 88H101V83H100V85H96L97 87H95V84H93V82H92V85H90V88H96L95 89V91H97V93L99 94V95H96L97 97H98V99H94L93 101H91V102H93L92 104H90V105H87V106H89V108H90V106H92L91 107V110L92 111H90L92 114L91 115H88V118L86 119V123H87V121L88 122H90L91 123V119L92 118H90V116L91 117H93V116H98V118H100V119H107V122L105 123L103 120V123H104V128L103 129H105V130H103V133H102V127H100L99 125H97L98 127H99V129H101V130H99L98 128V131H100L101 132V135H102V137H100V136H97V134L99 135L100 133H98V131H94L93 129H96V127L94 128L93 127V129L92 128H89V129H87V130H89V132L86 130V132L83 134V135H85V137H84V139L86 138V137H88V135L90 134V137H91V130L90 129H92L95 133H96V138L98 137L99 138V140L101 141V139L100 138H102V140H103V138L105 137L104 135L106 134L105 132H107L106 130H107V128H105V127H109L108 125H111V122H110V120L108 121V118L109 117H107L108 115H111V111H109L110 109H108V106L109 105H106L107 106V109H106V107H104V104H106V101H108L109 99H111V97H112V95H113V98L115 99V100H118V102H119V98H122L124 95H119L118 94V90L117 91H115L116 90V87H115V89H114V86H112L113 87V89H111L110 90V86L112 85L111 83H113V82ZM1 82H0V84H1ZM14 82V83H15ZM16 82V83H17ZM63 82H64V80H63ZM63 82H62V84H63ZM73 82V83H72ZM95 82V81H94ZM9 83H10V81H9ZM40 83V82H39ZM82 83V84H83ZM91 83V82H90ZM2 84H4V83H2ZM19 84V83H18ZM55 84H57V83H55ZM60 84H61V82H60ZM66 84H65V86H66ZM107 84V83H106ZM114 84V83H113ZM6 85V84H5ZM11 85H12V82H11ZM21 85V84H20ZM23 85V84H22ZM19 86V85H18ZM28 86V85H27ZM59 86V85H58ZM58 86H54V87H58ZM65 86H63L64 88H65ZM174 86V85H173ZM180 86V85H179ZM13 87V86H12ZM62 87V88H63ZM86 87H83V88H86ZM105 87H106V85H105ZM104 87V88H105ZM5 88V87H4ZM14 88H17V91H18V87H17V85L15 86L14 85ZM24 88H27V87H24ZM23 88V89H24ZM61 88V87H60ZM88 88H89V85H88ZM87 89V88H86ZM124 89L126 90H128V88H125L124 87ZM151 89L153 90L150 94H149V91H151ZM161 89V90H160ZM164 91H163V90ZM231 89H230V92H231ZM6 90V89H5ZM8 90V89H7ZM6 90V91H7ZM57 90V89H56ZM60 90V89H59ZM105 90H106V88H105ZM125 90H123V93H125ZM234 90V89H233ZM232 90V91H233ZM3 91V90H2ZM76 91V90H75ZM111 91H113V92H111ZM131 92H133L132 90H130ZM235 91V90H234ZM233 91V92H234ZM237 91V90H236ZM62 92V91H61ZM100 92V93H99ZM114 92H117V94L118 95H114ZM128 92V91H127ZM154 92V93H153ZM233 92L232 93H230L232 96H233ZM20 93V92H19ZM56 93H58V92H56ZM88 93V92H87ZM156 93H157V91H156ZM157 93V94H158ZM238 93V92H237ZM59 94V93H58ZM89 94H90V96L92 95V96H94L95 94L94 93H90L89 92ZM107 94H108V96L110 95V98L109 97H107ZM155 95L156 97L159 95ZM163 94H161V95H159L160 97H159V99L160 100H162L163 98H164V95ZM234 94H235V92H234ZM168 95V94H167ZM230 95V96H231ZM95 96V97H96ZM99 96H102L101 98L99 97ZM119 96V98H117ZM231 96V97H232ZM77 97V96H76ZM78 97H79V95H78ZM96 97V98H97ZM239 97V96H238ZM107 98H109V99H107ZM155 98V97H154ZM77 99H79V98H77ZM101 99L102 100H105V102H104V104L103 103H101ZM107 99V100H106ZM124 99V98H123ZM122 99V100H123ZM155 99H158V97L157 98H155ZM233 99V98H232ZM91 100V99H90ZM96 100V101H95ZM114 100V104H115V101ZM122 100L120 99V102H122ZM236 100V99H235ZM99 101V102H98ZM169 101H167L166 103L168 104L169 103ZM238 101H240V100H236L235 102H233L234 103V105L233 106H231V112H230V115H229V118H231V123L232 124H230V126H228V127H230L229 129H227L226 131H227V138H226V143H227V146H228V148H230L231 150L229 151V149H228V151L227 152H230V153H227V155H228V157H227V159L229 160V162L230 163H235V166H236V163H237V165H238V167H239V169H241V172H239L237 169L235 170L234 168V166H233V168H231V170H229L228 171V174L227 175H223V171H222V173L221 172H218V174H217V183H216V180H211L212 179V177H211V179H208V178H210V177H208V176H205V178H204V180H205V182H203V183H200V184H198V183H196V184H198V186L201 188V194H203L204 195V197H207V195H209V191L211 190L210 188L212 187L213 188V186H214V184L216 183V184H218V185H216V186H222L221 184H223V183H225V182H227V183H229L228 184V187L226 188V191L225 192H227V189H228V191L230 190L231 192H233V194L235 193H237V192H239V191H244V188L246 189V191L245 192H243V193H247L248 195H246L247 197H248V201L246 200V198H245V200L248 202V205H244V206H247V208L246 209H248V211H249V208H250V210H251V212L252 211H254L255 209L257 210V214H254L255 216L256 215H258L257 216V218H259V219H261L260 217H263V210H264V208H263V201H262V203H260V200H261V198L263 197V195H264V189L263 188H261V182L259 183V178H257V176L255 175V173H254V171H256V170H259V168H261V167H264V161L263 160H261V158H259V157H264V155L263 156H259V154L258 155H253V157L254 158H251V160H249V157L247 156V154L243 151V150H241V147L239 148V149H233L232 148V146H235L237 143H235V145H232V146H230L232 143H234L235 141H237V140H235V138L236 137H239L240 135L242 136V135H244V132H243V129L244 128H246L247 126H245L244 125V121H245V119H248V117H249V115L251 114V112H252V110H253V105L251 104V103H247V105H245L246 106V109H245V113H244V116H243V114H242V119H243V124L241 123V121L239 122V119H241L239 116H241V115H239V113H238V111H237V108L239 107V106H241L240 104L241 103H239ZM108 102H112V100L110 101H108ZM158 102V101H157ZM170 102V103H171ZM242 102V101H241ZM90 103V102H89ZM97 103H98V105H97ZM101 103V104H100ZM123 103V102H122ZM170 103H169V105L167 106V107H170ZM100 104V105H99ZM103 104V107L105 108H103V113L106 115V117H104V116H99V115H104V114H101L100 113V109H101V105ZM151 104V103H150ZM157 104V103H156ZM116 105V104H115ZM153 105H155V104H153ZM243 105V104H242ZM94 106V107H93ZM100 106V107H99ZM116 106H118V105H116ZM119 106V107H120ZM176 106V104H174V107ZM255 106V105H254ZM99 107V110H97V109H95V108H98ZM88 108V109H89ZM173 109V108H172ZM175 109H178V107L177 108H175ZM105 110V111H104ZM121 110V111H120ZM179 110H181V109H179ZM93 111L94 112H96V111H98V113H99V115H98V113L96 112V114H94L93 115ZM85 112V111H84ZM107 112H108V115H107ZM110 112V113H109ZM129 112H131V116H130V113ZM158 112V113H157ZM129 113V114H128ZM87 114H89V113H87ZM216 116L218 117V118H220V114H221V108H219V109H217V111H216ZM178 115V114H177ZM133 116V117H132ZM181 116V114L179 115V117ZM104 117V118H103ZM95 117H93V119H94ZM97 119V118H96ZM105 119V120H106ZM241 119V120H242ZM186 120V119H185ZM57 121H59V120H57ZM97 121V120H96ZM100 121V120H99ZM101 121V122H102ZM187 121V120H186ZM54 122V121H53ZM101 122H99V123H101ZM108 122L110 123V124H108ZM123 122V124H122V127H120V123H122ZM55 123V122H54ZM90 123H88V124H90ZM92 123H95L94 121H92ZM98 123V124H99ZM50 124V123H49ZM113 124V123H112ZM117 124H119V125H117ZM101 126H102V123L100 124ZM85 126V125H84ZM90 126H92V124L91 125H89V127ZM193 126V125H192ZM245 126V127H244ZM86 127H88V126H86ZM86 127H84V128H86ZM111 127V126H110ZM179 131H181V130H179ZM178 131V132H179ZM191 131V132H190ZM244 131H245V129H244ZM246 131H248V130H246ZM83 132H84V129H83ZM223 132H224V128H222V126H216L215 128H213L212 129V137L209 139V141L208 140H202V141H200L202 144H204V147H199V148H201V149H199V150H201V151H199V156L200 157H198V158H201V157H205V156H207V155H211V154H215V152H217V146L215 145V143L217 142V140H219V138L221 137V135L223 134ZM243 132V133H242ZM95 133H92V135L94 134L95 135ZM182 134V136L184 135H186V133L185 134ZM109 134H111V133H109ZM83 135L81 134L80 136H82L83 137ZM192 135V134H191ZM195 135V134H194ZM109 136V135H108ZM107 136V137H108ZM184 136L183 137H181L182 138V140H183V138H184ZM252 136V135H251ZM195 138H194V140H197L198 141V139H196V136H194ZM66 138V137H65ZM89 138V137H88ZM94 138V139H93ZM93 138H91V139H93L94 141H95V143H96V138L95 137H93ZM111 138V137H110ZM177 138V137H176ZM175 138V139H176ZM188 138V137H187ZM82 139V138H81ZM90 139V138H89ZM186 139V138H185ZM189 139V138H188ZM83 140V139H82ZM87 140V139H86ZM93 140H91V141H93ZM105 140V139H104ZM235 140V141H234ZM241 140V139H240ZM239 140V141H240ZM244 140V139H243ZM243 140H242V142H243ZM246 140V139H245ZM88 141H90V140H88ZM99 141V142H100ZM184 142H185V140H183ZM85 142V141H84ZM98 142V141H97ZM241 142V143H242ZM93 143V142H92ZM95 143H93L94 145H96ZM106 143V142H103L102 141V143H98V145H97V147H98V151L100 150V149H102L101 147H103V145ZM183 143V142H182ZM198 143H199V141H198ZM197 143V144H198ZM83 145H81L82 147L85 145V143H82ZM99 144H100V146H99ZM185 144V143H184ZM200 144V143H199ZM238 144H240V143H238ZM257 145H259V144H257ZM86 146H88V145H86ZM114 146H115V144H113V148H114ZM240 146V145H239ZM238 146V147H239ZM242 146V145H241ZM261 146V145H260ZM88 147H91L92 149H93V145H90V146H88ZM122 147V148H121ZM189 147V146H188ZM262 147V146H261ZM100 148V149H99ZM197 148H198V146H197ZM259 148V147H258ZM258 148L256 147L255 148V146H254V149H256V150H258ZM85 149L87 150V148L85 147ZM104 150H103V156L105 157L106 155L108 156V152H107V149L108 148H103ZM115 149V148H114ZM128 149V148H127ZM192 149V148H191ZM242 149H244V148H242ZM116 150V149H115ZM129 150V149H128ZM134 150H139L140 151V149L138 148V149H134ZM88 151V150H87ZM87 151H86V154H87V156H89V155H91V150H89V152L87 153ZM95 149L93 150V153L95 154ZM111 152H112V150H110ZM122 152H123V150H121ZM198 151V150H197ZM121 152V153H122ZM133 152H135V151H133ZM138 152V151H137ZM253 152H255V150L253 151ZM257 153H258V151H256ZM80 154L82 153V152H79ZM79 153H78V155H79ZM90 153V154H89ZM99 154H100V152H98ZM124 153V152H123ZM126 153V152H125ZM128 153V152H127ZM139 153V154H140ZM171 153V152H170ZM244 153L246 154V155H244ZM86 154H84L83 153V156L84 155H86ZM89 154V155H88ZM99 154H95V156L97 155L98 157H100V155ZM111 154V153H110ZM132 154V153H131ZM133 154H136V153H133ZM198 154V153H197ZM125 155V154H124ZM124 155H123V157H124ZM127 155V154H126ZM137 155V154H136ZM136 155H132V157H134V158H136V159H138V156H136ZM92 156V158H94L95 159V157L93 156V155H91ZM96 156V157H97ZM116 156V155H115ZM82 157V156H81ZM118 158L119 157H122V155L120 156H117ZM131 157V158H132ZM175 157V156H174ZM258 157V158H257ZM74 158V157H73ZM78 158H80V156H78ZM91 158V157H90ZM91 158V159H92ZM101 158V157H100ZM106 158H108V157H106ZM110 158H112L111 156H110ZM125 158V157H124ZM139 158H141V157H139ZM81 159V158H80ZM79 159V160H80ZM85 159L87 160V161H90L91 159H89V157H86L85 156ZM94 159H93V161H94ZM120 159V158H119ZM142 159V158H141ZM264 159V158H263ZM79 160H77V161H79ZM98 160V159H97ZM113 160V159H112ZM116 160L118 161V159L116 158ZM161 160V159H160ZM74 161V160H73ZM95 161H96V159H95ZM103 162V163H102ZM112 162V161H111ZM155 162V161H154ZM71 163V162H70ZM84 163V161H82V164ZM96 163V162H95ZM99 163H101V164H98V165H101L100 167L102 168V166H103V164H105V166H107V165H109L108 164V161H103V160H99ZM72 164V163H71ZM85 164V163H84ZM84 164H83V166H84ZM88 164V163H87ZM76 165V164H75ZM79 164H77V166H78ZM90 165H92V166H90ZM93 165H94V163H90V164H88L87 165V167L86 166H84V167H86V168H88V169H85L83 166V169L85 170V174H86V177H84V179H86L85 181L87 182V179L89 180V178H92V175L90 174V172L92 173V172H94L95 170H94V167H93ZM96 165V164H95ZM94 165V166H95ZM231 164H229V166H230ZM233 165V164H232ZM76 166V167H77ZM258 167V169H255L254 167ZM89 167H93V169L91 170V169H89ZM232 167V166H231ZM237 167V166H236ZM230 168V167H229ZM82 169V168H81ZM82 169V175H83V173H84V170ZM226 169V168H225ZM69 170L70 169H68V172H69ZM75 170H76V168H75ZM87 170H88V177H87ZM148 170V169H147ZM150 170H152V169H150ZM73 171V170H72ZM74 173H76L77 171H73ZM142 172V174L145 176V181H146V183H148V184H150V185H153V183L155 182V180L153 179V177L152 176H150L147 172H146V170H145V172L146 173H143V171H141ZM156 172V171H155ZM263 172V169L261 170V172H259V173H262ZM59 173V172H58ZM78 173V172H77ZM77 173L76 174H74L73 175V177L74 176H76L77 175ZM80 173H81V171H80ZM99 175V174H104V173H101V169H99L98 170V172H94L93 173V176H97V174ZM73 174V173H72ZM84 174V175H85ZM157 174H159V173H157ZM264 174V173H263ZM59 176H61L60 174H58ZM160 175V174H159ZM54 176H56V174L54 175ZM262 176V175H261ZM80 177V174H79V176H78V179H80L79 178ZM162 177V176H161ZM263 178V177H262ZM66 179V178H65ZM73 179H76V181H78L77 180V178L76 177H74ZM81 180H83V179H81ZM80 180V181H81ZM189 180L190 181H188V182H190V183H192V184H194L195 182H194V178H192V179H190L189 178ZM62 181H64V180H62ZM167 181H169V180H167ZM197 181V180H196ZM212 181H215V183H212ZM60 182V181H59ZM79 182V181H78ZM96 182V181H95ZM48 183V182H47ZM60 183H62V182H60ZM65 183H67V182H65ZM64 183V184H65ZM74 183H75V180H74ZM73 183V185L72 186H76V188H78V189H80L79 187H78V185H75ZM88 183V182H87ZM90 183V182H89ZM165 183H166V181L163 183L162 182V184L159 182V183H157V184H159V185H161V186H158V187H160V189L161 190H163V187L164 186H168L167 184L165 185ZM169 183H171V182H169ZM168 183V184H169ZM41 184H43V183H41ZM212 184H213V186H212ZM93 185H95V183L93 184ZM57 186V185H56ZM63 186V185H62ZM62 186L60 187V188H62ZM72 186H70V187H67V188H73ZM82 186V185H81ZM124 186H126V185H124ZM223 186H225V184H223ZM222 186V187H223ZM22 188H23V185L21 186ZM35 187H37V186H35ZM50 187V186H49ZM64 187V186H63ZM88 187H89V185H88ZM162 187V188H161ZM48 188V187H47ZM81 188H83V187H81ZM94 188V187H93ZM192 188V187H191ZM38 189V188H37ZM49 189V188H48ZM58 189V190H57ZM56 190L57 191H59L58 193H59V196L57 197V193H56V195L54 194V198L52 197V194H53V192H51V193H48V195L49 194H51L50 196H51V199H55V198H57V199H55V200H58V201H60L61 200V197L63 196L61 193H60V191L61 190H63L64 191V193H65V188H62L61 190L59 189V188H57ZM51 190V189H50ZM56 190H55V192H56ZM73 190H75V188H73ZM73 190L71 191V193H70V195H72V194H75L74 192H76V191H74L73 192ZM82 191H83V196L84 197H86V196H88V197H86V198H84V200H86V199H88L89 198V196H90V199H91V197H93L92 196V193H89V192H91V191H89L88 192V190H87V192H86V190L84 191V189H81ZM80 190V191H81ZM165 190V189H164ZM169 190V189H168ZM92 191H93V189H92ZM166 191V190H165ZM24 192V191H23ZM22 192V190H21V192L19 191H17V195L18 196H21L19 193H23ZM38 192H39V190H38ZM84 192H86V193H84ZM224 192V193H225ZM41 193V192H40ZM44 193V192H43ZM42 193V194H43ZM170 193V192H169ZM227 193H229V192H227ZM240 193V192H239ZM44 194H46V193H44ZM60 194L62 195V196H60ZM88 194H90V195H88ZM171 194V193H170ZM230 194V193H229ZM66 195V194H65ZM22 196H23V194H22ZM56 196V197H55ZM17 197V196H16ZM41 197V196H40ZM48 197V196H47ZM60 197V198H59ZM64 197V196H63ZM62 197V198H63ZM204 197H202L201 199H204L205 200V198ZM18 198V197H17ZM38 198V197H37ZM37 198H35L36 200H37ZM94 198V197H93ZM92 198V199H93ZM235 198H237V197H234L233 199H235ZM35 199H33V202H36V201H34ZM43 201H44V199L43 198H41ZM49 199V198H48ZM64 199V198H63ZM89 199V200H90ZM22 200H24V199H22ZM45 200H47V199H45ZM206 200H207V198H206ZM237 200V199H236ZM27 201V200H26ZM37 201H40V200H37ZM49 201H51V200H49ZM72 201H73V199H72ZM223 201V200H222ZM245 201V202H246ZM28 202V201H27ZM54 202V204L55 205H57L58 203H55L56 201H53ZM61 202V201H60ZM68 202V201H67ZM210 202V201H209ZM231 202H232V200H231ZM240 202L241 201H239V204H240ZM30 204L32 203L31 201L29 202ZM45 203H46V201H45ZM69 203V202H68ZM67 203V204H68ZM237 203V202H236ZM25 204V203H24ZM38 204V203H37ZM48 204V203H47ZM54 204L53 203H51V208H54ZM67 204H64V205H66L65 207L67 208ZM181 205H179V206H177L178 208H176L177 209V211H178V213L179 214H181V212H179V211H183L184 213L186 212V214H188V215H185V217H187V216H189L190 218L191 217H194V215H195V212L197 211L196 209V211L195 210H193V208L192 209H190V207H188L187 205L185 206V205H183L182 203H180ZM225 204V203H224ZM233 204V205H232ZM232 204L230 205V206H228V210H225L224 208H223V211L225 210V212L224 213H222V214H225L224 216H223V219H222V221L224 220L225 221V223L224 224H226V222H227V224L229 223L231 226H228V227H230L229 228V232L228 233H226V234H228V235H225V234H223V232L226 230H224V231H221V227L223 228V226H222V222L220 223V220H219V224H221V226L220 225H215V223L217 222V221H212L213 219H214V217H213V215H215L214 213L216 212L213 208L211 209L212 211H209V213H211V214H213L212 216H211V218L210 219H208L209 221L206 223V225L205 224H203L202 223V226H204V227H202L201 226V229H200V227L198 228V229H200V230H202L203 229V232H204V234H205V238L207 237V239H206V242L204 241V242H202L200 239H202V238H200L199 239V237H197L195 234H196V232H197V227L196 228H194L195 227V225H192L191 224V226L188 228H186V229H184L182 226H180V227H177V228H174V226L173 227H165V226H162V224L163 223H160L161 221H160V219H158V221H160V222H157V220H156V222L158 223V226H157V224H156V227H151L150 225H148V224H144L145 223V219H142V218H144L143 217V215H145V213L146 212H150V211H152V212H154V211H156L157 210V208H158V205H156L155 203H154V198H153V193H152V191H150V192H148V194H147V197L146 198H144V196H143V194L141 193V192H131V193H128V194H126V195H124V197H123V201H122V204L120 205V206H118L117 207V209L115 210V211H113L111 214H109V225L108 224H106L107 226H104V225H98L97 224V227H95V228H89L88 230H87V228L85 227L86 225L89 227V225H91V224H85V223H83V226H84V228H82V227H80V224H78V223H76V224H71L69 221H67V220H65V223H64V226L63 227H61V228H56V229H54V230H51V231H48V232H46V235L44 236V238H43V244L42 245H40V246H32V248H31V252H30V255H31V259H30V257H29V259H30V261H31V263L32 264H184L185 263V261L187 260V258L188 257H190V256H193V257H201V256H203V255H206L207 257H205V259L204 260H206V262L204 263V262H202V264H243V263H241V261L242 262H244V264H250V262L251 261H254L253 259H255L254 258V255H255V257H256V255L257 254H255V252H253V251H251V249L249 250H245L246 252H245V254H244V256L243 257H240V259L242 258V260L240 261L239 260V256L237 257V256H235L234 257V255H236L235 253H236V251L237 250H235L236 249V247L238 246V247H242V245H244V243L245 242H243L242 240H244V239H242L241 237L239 238H237V236L238 235H240V234H237V232L239 231V227H240V221L242 220L241 219V215H243V213H244V211L246 210H241L240 208L242 207H238V208H236L237 207V205L238 204H236L235 205V203L234 202H232ZM46 205V204H45ZM45 205H44V203L43 204H41V206H43V211H44V207H45ZM53 205V206H52ZM63 205V204H62ZM63 205V206H64ZM76 205V204H75ZM241 205V204H240ZM239 205V206H240ZM243 205V204H242ZM24 206V205H23ZM32 206H33V204L32 205H30V207L32 208ZM47 206V205H46ZM48 206H49V204H48ZM73 206V205H72ZM72 206H70V205H68V208H71ZM86 206V204L84 205V207H79L78 209H79V212L81 213V215L80 216H82V217H84V215H85V213H87V217H88V212L89 211H83V210H85L84 208H86V210H87V207H85ZM209 206V205H208ZM234 206H236V207H234ZM28 207V206H27ZM37 207V206H36ZM58 207L59 206H57L56 208L58 209ZM75 207V206H74ZM77 207V206H76ZM75 207V208H76ZM170 207H172V206H170ZM62 208V207H61ZM66 208H64L65 209V213H66V211L68 210H66ZM82 208H83V210H82ZM195 208H197L198 209V206L196 207L195 206ZM201 208V207H200ZM207 208H209V207H207ZM216 208V207H215ZM220 208V207H219ZM243 208V207H242ZM63 209V210H64ZM72 209H73V207H72ZM81 209V210H80ZM165 209H168V207L167 206H165ZM176 209H175V211H176ZM252 209H254V210H252ZM39 210V209H38ZM48 210V208L46 209V211H44L43 213H45V212H50V211H47ZM169 210V209H168ZM217 210V209H216ZM242 211L241 213L239 212V211ZM52 211H54L53 209H52ZM60 211V210H59ZM208 211H206L207 213H208ZM217 211H219V210H217ZM73 212V211H72ZM78 212V214H80ZM85 212V213H84ZM168 212V211H167ZM171 212V211H170ZM170 212H168V213H170ZM213 212V213H212ZM255 212V211H254ZM37 213V212H36ZM69 213V212H68ZM91 213V212H90ZM93 213V212H92ZM91 213V214H92ZM154 213H156V212H154ZM157 213H158V211H157ZM175 213V212H174ZM217 213V212H216ZM256 213V212H255ZM34 214H35V211H34ZM46 214V213H45ZM62 214L63 215H65L63 212H62ZM73 214H75V213H73ZM200 213H198V215H199ZM230 215V216H227V215ZM253 214V213H252ZM260 214H262V216L260 215ZM30 215H32L31 213H30ZM55 215H58V213H56ZM59 215H61V214H59ZM77 215V214H76ZM219 216H220V214H218ZM248 215V214H247ZM253 215V216H254ZM37 216V215H36ZM35 216V217H36ZM51 216V215H50ZM66 216V215H65ZM79 216V217H80ZM90 217H91V215H89ZM157 217H158V215H156ZM197 216V215H196ZM209 217V215H207L206 214V216H205V220L204 219H202V220H204V221H206L207 220V218ZM227 216V217H226ZM252 216V217H253ZM40 217V216H39ZM59 217V216H58ZM69 218H70V216H68ZM90 217H89V220H90ZM95 215L93 214V221H95L96 219L95 218H97V217H95ZM200 217V216H199ZM203 217V216H202ZM213 217V218H212ZM222 217V216H221ZM243 217V216H242ZM34 217H32V221H35V219H33ZM48 218H50V217H48ZM51 218H52V216H51ZM54 218H56V217H54ZM60 218H62V217H60ZM77 217H75V219H76ZM188 218V217H187ZM187 218H184V219H186V221H188L189 219H187ZM255 218V217H254ZM39 219V218H38ZM42 219V218H41ZM83 219V218H82ZM81 219V217H80V221L82 220ZM85 219H86V217H85ZM88 219V218H87ZM98 219H100V218H98ZM155 219V218H154ZM199 219V218H198ZM212 219V220H211ZM244 219H246V216H245V218ZM256 219V218H255ZM254 219V220H255ZM27 220V219H26ZM25 220V221H26ZM44 220V219H43ZM63 220V222H64V219H62ZM69 220V219H68ZM140 220H142V221H140ZM144 220V221H143ZM162 220V219H161ZM201 220V219H200ZM199 220V221H200ZM201 220V221H202ZM256 220H258V219H256ZM40 221H42V220H40ZM40 221H38V222H40ZM45 221V220H44ZM58 221V220H57ZM57 221H54V223H57ZM83 221V220H82ZM86 221V220H85ZM84 221V222H85ZM88 221V220H87ZM165 222V220H162V222ZM259 221V220H258ZM27 222L29 223V221L27 220ZM52 222H53V220H52ZM90 222H92V220L90 221ZM98 221L96 220L95 221V223H97ZM100 222H101V220H100ZM140 222H144L143 224H144V226H141V225H143L142 223H140ZM189 222H190V220H189ZM203 222V221H202ZM212 222H214V223H212ZM256 222V221H255ZM41 223V222H40ZM102 223V222H101ZM141 225H140V224ZM185 223V222H184ZM61 224H63V223H61ZM100 224V223H99ZM151 224H153V223H151ZM155 224H153L154 226H155ZM176 224H178V223H176ZM186 224V223H185ZM188 224V223H187ZM217 224V223H216ZM37 225V224H36ZM82 225V224H81ZM164 225V224H163ZM165 225H166V223H165ZM170 225V224H169ZM174 225V224H173ZM41 226V225H40ZM51 226V225H50ZM50 226H48V227H50ZM62 226V225H61ZM93 226V225H92ZM94 226H96V224H94ZM93 226V227H94ZM100 226V227H99ZM219 227V228H216V227ZM19 227V226H18ZM22 227V226H21ZM34 227V226H33ZM32 227V228H33ZM42 227V226H41ZM176 227V226H175ZM226 227V226H225ZM227 227V228H228ZM23 228V227H22ZM27 228H29L30 229V227H29V225H28V227ZM38 228H39V226H38ZM37 229V228H36ZM40 229V228H39ZM24 230H25V227H24ZM45 230H46V228H45ZM44 230V231H45ZM47 230H49V229H47ZM25 231H27V230H25ZM35 231V230H34ZM33 231V232H34ZM40 231V230H39ZM41 232V231H40ZM39 232V233H40ZM202 232V233H203ZM23 233V232H22ZM42 233V232H41ZM242 233V232H241ZM44 234H45V232H44ZM198 234V233H197ZM41 236H42V234H40ZM199 235V234H198ZM223 235H225V237H230V239H227V238H225ZM242 235V234H241ZM18 236H21L20 234L18 235ZM24 237V236H23ZM36 237V236H35ZM40 236L38 235V238H39ZM234 237H236V239L234 238ZM26 238V237H25ZM234 238V239H233ZM246 238V237H245ZM248 238V237H247ZM33 239H37V238H33ZM41 239V238H40ZM234 240V241H233ZM235 240H237V241H235ZM250 239L248 238V241H249ZM35 242L36 241H40V240H34ZM247 241V240H246ZM247 241V242H248ZM243 242V243H242ZM252 242V241H251ZM34 243V242H33ZM32 243V244H33ZM248 243H250V241L248 242ZM248 243H246V244H248ZM256 243V242H255ZM259 243V242H258ZM31 244V243H30ZM29 244V245H30ZM36 244V243H35ZM39 245V244H38ZM249 245V244H248ZM252 245V244H251ZM255 245V244H254ZM253 245V246H254ZM256 245H257V243H256ZM245 246H247V245H245ZM245 246H243V247H245ZM248 247V246H247ZM249 247H250V245H249ZM252 247V246H251ZM250 247V248H251ZM262 247H263V245H262ZM254 248V247H253ZM237 249H239V248H237ZM234 250H235V253H234ZM254 250V249H253ZM257 250V249H256ZM259 250H260V248H259ZM258 250V251H259ZM264 250V249H263ZM241 251V250H240ZM242 251L244 252V249H242ZM258 251H256V252H258ZM261 251H262V249H261ZM260 251V252H261ZM237 252H239V251H237ZM260 252H258L259 254H260ZM264 251H262V253H263ZM234 253V254H233ZM27 254H29L28 252H27ZM243 254V253H242ZM29 255V256H30ZM261 255V254H260ZM27 256V255H26ZM199 257V258H200ZM26 258V257H25ZM59 259V260H57V261H55V262H51V260H56V259ZM233 258H235V259H233ZM256 258H258V257H256ZM28 259V260H29ZM237 259V260H236ZM26 261H28L27 260V258L25 259ZM30 261H28V262H30ZM257 262H259V261H257ZM200 263V262H199ZM253 263V262H252ZM195 264H197V263H195Z\"/></svg>",
    "mask_w": 264,
    "mask_h": 264
}]
</instances>
